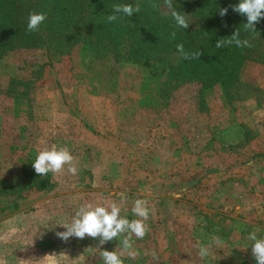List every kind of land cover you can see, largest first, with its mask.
Wrapping results in <instances>:
<instances>
[{"label":"rangeland","instance_id":"obj_1","mask_svg":"<svg viewBox=\"0 0 264 264\" xmlns=\"http://www.w3.org/2000/svg\"><path fill=\"white\" fill-rule=\"evenodd\" d=\"M154 75L119 69L110 95L96 89L107 75L94 76L92 90L57 65L33 101H0L3 187L28 182L44 147H66L77 168L49 173L45 190L0 194V264H53V254L66 255L62 264H103L98 238L63 242L55 223L70 222L83 203L122 199L130 220L136 199L150 209L148 232L133 237L137 255L124 264H256L242 231L264 237V96L232 101L215 89L197 101L187 87L171 101H146ZM242 78L264 91V65L248 63ZM198 245H210L209 256ZM100 250L119 252L120 238Z\"/></svg>","mask_w":264,"mask_h":264},{"label":"trees","instance_id":"obj_2","mask_svg":"<svg viewBox=\"0 0 264 264\" xmlns=\"http://www.w3.org/2000/svg\"><path fill=\"white\" fill-rule=\"evenodd\" d=\"M152 3L159 7L153 9ZM238 3L173 0L174 7L187 15L189 27L183 29L167 14L164 0H0V101H33L45 69L57 65L86 87L110 95L116 91L119 69H137L155 74L147 77L146 101H171L187 87L197 90V101H206L215 89L232 101H259L264 91L244 80L242 73L248 63L264 65V18L255 25L259 34L243 31L246 17L230 7ZM114 4H139L141 11L109 24L106 16ZM218 8H228V13L220 17ZM32 12L44 13L47 19L38 32L28 34ZM237 28L253 47H215L218 39L231 36ZM177 44L186 51H201L200 59H182ZM100 75L107 77L103 82L99 78L95 89L93 78ZM30 176L23 186L0 184V194L22 195L27 189L42 191L50 186L49 174L40 178L33 171ZM250 232L251 227L245 226L242 235Z\"/></svg>","mask_w":264,"mask_h":264},{"label":"clouds","instance_id":"obj_3","mask_svg":"<svg viewBox=\"0 0 264 264\" xmlns=\"http://www.w3.org/2000/svg\"><path fill=\"white\" fill-rule=\"evenodd\" d=\"M164 6L168 13L179 28L187 29L189 22L187 15L178 11L173 0H164ZM151 7L157 9L158 4L152 3ZM232 10L241 16H245L247 22L242 24L243 31L248 33H257L255 25L264 18V0H239L236 5H230ZM141 7L139 4H114L112 5L111 14L106 16V22L109 24L121 21L124 17H131L133 13H139ZM220 17H224L228 13V8H218ZM47 19L44 13H29L27 20L26 32L31 34L38 32L40 26ZM176 33H171V39L175 38ZM235 46L236 48H251L253 44L248 38H241V29L237 28L231 36L220 38L216 41L217 49ZM177 53L184 60L200 59L202 52L186 51L183 44L176 45ZM76 174L77 168L74 164V157L66 147H57L52 145L44 147L35 157L32 167L39 176H46L49 173L59 174L65 171ZM125 201L122 199L120 203L115 201L108 204H93L90 202L79 205L70 222L55 223L62 226L65 231L56 232V236L63 242H67L70 238L84 239L85 237L99 239V245L96 248L103 264H124L122 257L126 254L129 258H135L137 255L134 250L133 237L143 239L148 232L146 221L150 215L148 201L144 199H136L131 209L136 219H128L121 215L122 207ZM50 221V220H49ZM53 225V227H55ZM120 238V251L100 250L103 245L109 241ZM247 239L251 242V252L256 260V264H264V237H258L257 231L250 232ZM218 243V238H213ZM32 243V240H31ZM30 243V244H31ZM28 245V244H26ZM210 245H198L197 255L204 259L210 254ZM154 259H157L156 252L151 253ZM53 258V264H62L66 255L59 256L49 255Z\"/></svg>","mask_w":264,"mask_h":264}]
</instances>
